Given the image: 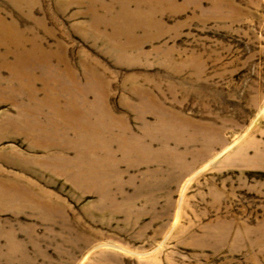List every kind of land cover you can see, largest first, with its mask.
Returning a JSON list of instances; mask_svg holds the SVG:
<instances>
[{
  "label": "rangeland",
  "instance_id": "374dc122",
  "mask_svg": "<svg viewBox=\"0 0 264 264\" xmlns=\"http://www.w3.org/2000/svg\"><path fill=\"white\" fill-rule=\"evenodd\" d=\"M0 19V264H264V0Z\"/></svg>",
  "mask_w": 264,
  "mask_h": 264
},
{
  "label": "bare ground",
  "instance_id": "6f19581e",
  "mask_svg": "<svg viewBox=\"0 0 264 264\" xmlns=\"http://www.w3.org/2000/svg\"><path fill=\"white\" fill-rule=\"evenodd\" d=\"M11 25V24H10ZM13 26V25H12ZM10 26H8L2 19H0V31L2 32V33H4V34H6L7 36H5V37H0V42H3V43H15V44H17V46H18V44L19 45H22V43L25 41L24 39H22L21 37H20V35L21 34H19V35H13V34H11V27L9 28ZM19 31V30H18ZM14 39V40H13ZM24 40V41H23ZM31 40V39H30ZM31 43V42H30ZM23 46V45H22ZM19 47V46H18ZM20 48V47H19ZM23 51V50H22ZM21 51V52H22ZM13 54V53H12ZM21 54V53H20ZM25 54V53H24ZM27 55V54H26ZM5 56V55H4ZM16 59L18 60V62H14V63H12V64H14V66L12 67L13 68V71L11 72L12 73V79H14V80H17V81H20V83L21 84H23V87H27L28 86V84L30 85V87L34 90V91H36L35 89H34V85L33 84H31L32 82H31V77H30V81L29 82H27V81H25V82H23V79L25 78V76H26V71L25 70H23V69H20V65H18V64H20L21 62L20 61H22V57H21V55H17L16 56ZM23 62V61H22ZM41 63V62H40ZM27 69V68H26ZM67 78V77H66ZM65 78V79H66ZM54 85V84H53ZM62 88V87H61ZM67 89V88H66ZM64 91V90H63ZM62 91V92H63ZM65 94V93H64ZM32 95V94H31ZM36 95H37V93H33V95H32V97H33V99L34 100H36ZM66 95V94H65ZM50 98H54V97H52V95H51V93H50V96H49ZM48 99V97L46 98V100ZM53 100V99H52ZM56 101V100H55ZM67 102H68V106L69 107H73L74 105H76V103L74 102V101H72V100H67ZM57 105V104H56ZM56 109V111H60L58 108H55ZM81 110V107H80V109L79 110H75V111H80ZM75 111L73 112L74 113V115H72L71 113H68V115H70L72 118V120H74L73 121V124L74 125H76V123H82V121L83 122H85L84 120H85V115L84 114H82V113H75ZM67 113V112H66ZM62 114V113H61ZM60 114V115H61ZM60 115H59V117H60ZM62 116V119H64V118H66V117H64L65 116V112L63 111V114L61 115ZM71 120V121H72ZM81 132V131H80ZM81 134L83 135V133L81 132ZM89 138L88 137H83V136H79V139H78V141H77V144L79 145V144H85V143H88L89 142Z\"/></svg>",
  "mask_w": 264,
  "mask_h": 264
}]
</instances>
